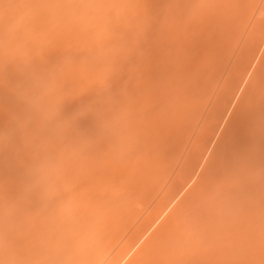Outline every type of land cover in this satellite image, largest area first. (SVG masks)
I'll use <instances>...</instances> for the list:
<instances>
[{
    "label": "rangeland",
    "instance_id": "1",
    "mask_svg": "<svg viewBox=\"0 0 264 264\" xmlns=\"http://www.w3.org/2000/svg\"><path fill=\"white\" fill-rule=\"evenodd\" d=\"M97 259L264 264V0H0V264Z\"/></svg>",
    "mask_w": 264,
    "mask_h": 264
},
{
    "label": "bare ground",
    "instance_id": "2",
    "mask_svg": "<svg viewBox=\"0 0 264 264\" xmlns=\"http://www.w3.org/2000/svg\"><path fill=\"white\" fill-rule=\"evenodd\" d=\"M99 259H100V260H102L101 256L99 257ZM100 260H98V259H97V260L95 261V263H94V264H97V263L99 264V262H98V261H100ZM100 264H101V261H100ZM112 264H113V263H112Z\"/></svg>",
    "mask_w": 264,
    "mask_h": 264
}]
</instances>
